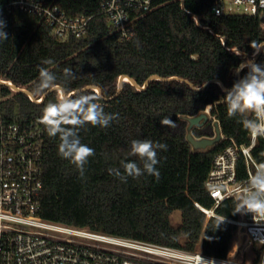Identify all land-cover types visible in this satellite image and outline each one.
Returning <instances> with one entry per match:
<instances>
[{"label":"trees","instance_id":"obj_1","mask_svg":"<svg viewBox=\"0 0 264 264\" xmlns=\"http://www.w3.org/2000/svg\"><path fill=\"white\" fill-rule=\"evenodd\" d=\"M6 1L0 0V5ZM44 1L68 15L92 16L84 35L66 37L57 36L42 16L31 12L14 10L5 20L9 38L0 41V79L26 91L0 82V95H5L1 104L42 129L40 215L158 245L226 256L235 228L226 218L236 217L235 200L224 199L208 217L200 206L211 208L214 202L204 185L214 153L230 141L227 137L249 142L242 117L227 114L222 87L230 88L246 74V67L235 73L245 60L264 63V52L252 56V48L264 42V9L255 15L215 14L211 10L215 0H152L148 11L132 9L134 33L121 39L106 16L97 13L100 0ZM47 60L52 63H44ZM41 68L52 71L56 84L68 94L74 92L73 96L99 94V88L98 103L106 114L118 117L108 127L86 124L77 130L81 142L94 149L83 176L60 155L59 137H51L42 122L46 105L56 102L61 93L52 88L35 94ZM65 68H71L74 76L66 77ZM124 75L132 81L123 79L119 88ZM208 105L226 138L194 149L186 139L184 116ZM245 116L253 118L251 113ZM192 133L212 136V119L193 127ZM134 139L167 145L166 150L157 149L159 179L147 173L120 178L126 175V162L143 167L130 150ZM252 154L259 164L264 163L261 137ZM245 174L240 159L238 176ZM174 209L181 212L179 225L170 221Z\"/></svg>","mask_w":264,"mask_h":264},{"label":"built area","instance_id":"obj_2","mask_svg":"<svg viewBox=\"0 0 264 264\" xmlns=\"http://www.w3.org/2000/svg\"><path fill=\"white\" fill-rule=\"evenodd\" d=\"M151 7L152 0H100L97 13H103L119 37L127 39L134 33L132 9L148 11ZM262 9L264 0H229L226 7L223 0H215L211 7L215 14L255 15ZM14 10L42 16L59 37L84 35L92 16L68 15L58 5L44 0H8L0 5V19L5 21ZM0 81L15 90L12 81ZM4 98L0 95V264H200V256L215 264H264V216L237 212L240 194L259 164L252 154L257 138L253 139L250 133L248 143L227 137L230 141L214 153L204 180L214 200L211 208L200 206L207 217L224 199L232 197L236 202V217L226 220L235 226L233 237L237 235L239 240L226 256H214L200 249L158 245L43 218L39 213L43 189L42 129L17 117L16 111L11 114L3 108ZM206 110L214 131V121L218 120L211 116L209 107ZM223 138L226 136L221 132L220 139ZM240 159L245 167L244 177L238 176ZM219 185H223L222 190Z\"/></svg>","mask_w":264,"mask_h":264},{"label":"clouds","instance_id":"obj_3","mask_svg":"<svg viewBox=\"0 0 264 264\" xmlns=\"http://www.w3.org/2000/svg\"><path fill=\"white\" fill-rule=\"evenodd\" d=\"M5 28L6 22L0 19V41H6L9 38ZM252 49L254 53L264 52V45ZM44 63L48 64L52 61L47 60ZM245 67L247 68L246 74L236 80L230 88L223 89L219 81L217 84L225 91L223 98L228 116L240 115L243 127L253 139H256L264 137V63L257 64L251 60H245L243 66L236 67L235 73H239ZM64 74L66 77L74 76L71 68H65ZM39 78L35 94H42L44 90L52 88L61 92L56 102H49L46 105L42 122L46 125L51 137H59L60 155L71 160L83 176L84 165L88 158L94 155V149L81 142L77 130L86 124L108 127L110 122L118 117L104 112L102 105L98 103L101 98L99 94L73 96L64 92L56 84V75L47 68L40 69ZM246 113L253 114V118L245 116ZM166 123L171 124L170 119L166 118ZM157 149L166 150L167 145L158 141L154 143L149 139L132 140L131 153L140 158L143 167L141 168L134 161H129L123 164L125 176H120L118 170H113L114 174L120 176L122 180H126L127 177L136 178L145 173L159 179L160 173L155 167L159 163ZM218 187L222 190L223 185ZM239 199L240 210L237 212L264 216V163L258 164L255 171L249 175L247 187L241 192ZM200 264H215V261L205 260L200 256ZM221 264H227V262H221Z\"/></svg>","mask_w":264,"mask_h":264},{"label":"water","instance_id":"obj_4","mask_svg":"<svg viewBox=\"0 0 264 264\" xmlns=\"http://www.w3.org/2000/svg\"><path fill=\"white\" fill-rule=\"evenodd\" d=\"M264 42H262L260 45H263ZM258 55V53H254L252 56L256 57ZM123 79H128L130 81H132V78L128 75H124L121 76L119 79V88L121 87V81ZM1 82V81H0ZM148 80L145 81V84H147ZM58 86V85H57ZM145 85H143L142 87H144ZM59 88H61L60 86H58ZM15 90H22V91H26L25 88H20L18 86L15 85ZM62 89V88H61ZM98 89V92L100 94V89ZM63 90V89H62ZM74 92L69 93V95H72ZM184 119L187 121V126H186V139L189 141L190 145L194 148V149H202V148H206L208 146L213 145L215 142L219 141L221 138V132H220V127L217 121H214V134L212 136H207V135H202V136H195L192 133V128L193 127H199L201 125H203L206 121H208L210 119L209 114L207 113L206 108L199 111L196 114L193 115H185Z\"/></svg>","mask_w":264,"mask_h":264},{"label":"rangeland","instance_id":"obj_5","mask_svg":"<svg viewBox=\"0 0 264 264\" xmlns=\"http://www.w3.org/2000/svg\"><path fill=\"white\" fill-rule=\"evenodd\" d=\"M229 0H223V3L225 5V7L227 6ZM261 21L264 22V17L261 18ZM214 132V131H213ZM170 221L172 224L174 225H179L181 222V212L179 209H174L171 214H170ZM239 237L237 235H234V237L232 238V246H231V250L233 249V246L236 242H238ZM246 258V255L244 254V256Z\"/></svg>","mask_w":264,"mask_h":264},{"label":"crops","instance_id":"obj_6","mask_svg":"<svg viewBox=\"0 0 264 264\" xmlns=\"http://www.w3.org/2000/svg\"><path fill=\"white\" fill-rule=\"evenodd\" d=\"M214 134V133H213ZM231 246H232V242H231V244H230V249H231Z\"/></svg>","mask_w":264,"mask_h":264},{"label":"bare ground","instance_id":"obj_7","mask_svg":"<svg viewBox=\"0 0 264 264\" xmlns=\"http://www.w3.org/2000/svg\"><path fill=\"white\" fill-rule=\"evenodd\" d=\"M208 107H209V105L206 108H208Z\"/></svg>","mask_w":264,"mask_h":264}]
</instances>
